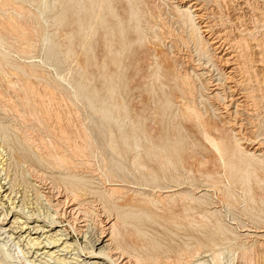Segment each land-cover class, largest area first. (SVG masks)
I'll list each match as a JSON object with an SVG mask.
<instances>
[{"label":"rangeland","instance_id":"obj_1","mask_svg":"<svg viewBox=\"0 0 264 264\" xmlns=\"http://www.w3.org/2000/svg\"><path fill=\"white\" fill-rule=\"evenodd\" d=\"M25 1L0 0V53L3 55L0 54V182L4 181L2 184L8 183L12 190L15 189L12 194L17 208L20 205V209L25 212L57 217V225L64 224L72 237L71 241L81 247L86 244L84 240L95 242L98 237L101 238L102 233H108L109 237L111 230L115 231L110 244L118 245L119 250L114 249L111 254L110 260L113 263L109 260L106 264H264V0H199L204 6V20L210 21L213 28L216 26L214 29L217 34L221 31L220 34L225 35V47L237 43L236 49H229L230 53L236 50L235 53L239 55L241 52L240 62L246 63V67L245 64L241 66L245 67L248 75L245 69L241 75H237L239 83L243 81L241 84L244 86L240 84L242 90L239 91L244 90L246 94L252 89L256 94L251 91V94L247 93V102L250 103L246 102L245 107L236 104L229 107L230 121H233L234 127L238 126L235 128L238 129V137L234 134L236 130H231L228 118H223V122L216 121L217 125L225 129L229 155H232L236 147L235 139L239 138L243 148L259 157L258 162L248 158L247 154L234 152L237 156L233 160L234 168L225 167L218 160L198 124L183 118L181 108L176 109V105L167 106L159 99L165 98L169 90L176 89L179 94L178 87L185 85L181 81L190 79L189 85L195 84L196 89L194 94H188L189 101L206 111V117L219 112L214 107L223 106L221 100H210L207 97V92H211V89H207V78L210 76L207 77V73L214 72L217 78V71H209L202 77L192 72V67L196 69L200 63L207 61L206 55L202 54L205 46L195 43L194 31L181 27L175 21L178 15L172 0H169L170 3L168 0H131L138 13L135 17L130 15L128 0H122L123 4L120 0H114L115 12L119 14L123 28L131 33L127 41L133 42L136 39V17L142 29L140 33H145L142 36L146 38L141 45L136 43L134 47L127 46L116 62L117 67L110 54L111 50L105 45L104 30L91 18L88 4L81 14L80 24L73 14L76 0H73L75 4H70L69 0H46L48 4L43 0H27L29 3L26 1V4L23 3ZM47 6L49 11L46 10ZM40 13H45L43 16L47 18H42ZM60 13L63 16L58 25L59 20L53 18ZM109 19L115 27L114 34L119 33L120 28L116 27L118 19L115 16ZM53 21L57 24H53ZM6 28L10 31L9 35ZM17 29L23 31V35ZM70 31L74 42H70L66 34ZM94 32H97L96 36H93ZM188 32L192 34V39ZM25 33H29V36ZM47 33L48 38H45ZM241 38L246 41L243 42ZM69 42L72 46L68 45ZM238 42H241L240 45ZM115 45L122 46L120 42ZM247 49L249 51L246 52ZM49 51L53 53L50 55ZM154 55H159L158 60L167 66L169 63L171 68L168 74L164 72L166 77L163 74L159 80L153 79L156 69L153 65L156 60ZM178 61L185 65L181 66L183 73L173 68ZM105 64L109 69L104 70ZM139 64L142 69L136 72V65ZM83 68L87 73L83 72ZM111 74L119 81L114 95L111 94ZM245 76L250 77L249 82ZM25 79L29 80L28 83ZM191 80L193 82L190 84ZM177 93L174 96L176 99ZM85 95L92 99L97 108L109 109L112 107L109 105L118 102L119 111H112L108 118H102L99 112L93 110ZM251 95H255V102ZM139 118H145L143 121L145 124L147 122L152 135H162L161 138H155L157 144L163 145L166 142L169 145L168 151L176 148L172 153L173 158L182 155L186 160L185 165L177 163L176 167L169 169L171 166L160 164L154 153L148 151V142L143 139L140 141L143 146L136 149L138 138L134 136L131 124L136 121L139 124ZM111 132H114L116 148L112 144ZM136 132L140 133L139 130ZM213 134L218 136L216 131ZM257 146L258 150L255 149ZM136 153L141 154L146 169L133 164ZM240 155L247 157L255 167L247 168L240 160ZM64 156L70 163H65L67 160H64ZM151 156L153 161L149 160ZM174 161L177 162L176 159ZM112 188L118 192L114 196L103 197ZM172 188L177 189L173 194L172 191L164 192ZM74 193L78 195L74 196ZM71 203L74 204L70 206ZM75 207L72 211L71 208ZM114 208L129 214L118 216L119 211L116 212ZM20 215L24 220V215ZM37 220L31 219V225L43 224ZM112 224L116 226L111 228ZM117 230L122 236H118ZM0 237V243L6 244V251L14 253V256L22 248L25 249L24 241L15 244L18 238L13 241L9 236ZM77 255H81V259H94L86 258L76 248L67 257L72 259L74 256L75 261Z\"/></svg>","mask_w":264,"mask_h":264},{"label":"bare ground","instance_id":"obj_2","mask_svg":"<svg viewBox=\"0 0 264 264\" xmlns=\"http://www.w3.org/2000/svg\"><path fill=\"white\" fill-rule=\"evenodd\" d=\"M7 1H10V0H7ZM16 1H18V0H16ZM27 1V0H26ZM26 1L25 2H23V3H25L26 4ZM43 1H45L46 3H47V1L46 0H43ZM43 1H42V3H43ZM59 1V0H58ZM116 1V0H115ZM120 1H122V0H120ZM125 1V0H124ZM171 1V0H170ZM170 1L168 0V2L170 3ZM21 2H22V0H21ZM44 2V3H45ZM69 2H70V4L72 3V2H74V4H75V1H73V0H69ZM138 2V1H137ZM5 4H6V2H4ZM13 3V2H12ZM20 3V2H19ZM19 3H17V4H19ZM23 3H21V4H23ZM27 3H29L28 1H27ZM42 3H40V4H42ZM43 3V4H44ZM57 3V2H56ZM127 3H129V7H130V15H131V17H135L138 13H137V11L136 10H134V7H136V6H134L133 7V1H131V0H128L127 1ZM135 3H136V1H135ZM139 3H141L140 1H139ZM172 5H174V9H175V12L177 13V20L175 19V21H178L180 24H181V27H187V28H190L191 30H192V32H193V35H194V33L196 34V40H197V42H195L196 44H198V45H201V44H204V46H205V50L203 49L202 50V54L203 55H206V57H207V61L205 62V63H200L199 64V67L198 66H196V69H195V67H192V72L196 75V76H199V77H202V76H204L207 72H209L210 71V73H211V71H213V70H215V71H217V75H218V77L217 78H215V76L213 75V73L212 74H208L207 73V77H208V75H210L208 78H207V89H208V91H209V89H211L210 91L211 92H207V97L211 100V98H216V99H219V100H221V108H219V106L218 107H214L216 110H218L219 112H215V113H213L212 114V116L211 117H206V111H203V110H201L200 108H198V107H196L194 104H191L190 103V101H189V96L190 95H192V94H194V90L196 89V86L194 87V85H193V83L191 84V82H193L192 80L190 81V84L191 85H193V86H191V85H189V80L190 79H188V81L186 82L185 80L184 81H181V82H183L185 85H183V83H182V85L183 86H185V87H183V86H179L178 88H179V90H178V92H179V94L175 91V90H169V92H166V97L165 98H162V97H159V99L161 100V101H164L166 104H167V106L168 105H172V106H177V108L176 109H178V108H181L182 110L181 111H183L182 112V116H183V118L184 117H186V120H190V121H194V123H197L198 124V126H199V130H200V132L202 133V135L205 137L204 139H206L208 142H209V146H211L212 148H213V150L216 152V154H217V157L219 158L218 160H220L222 163H223V165L225 166V167H230V168H234L235 167V164H234V159L237 157L235 154H234V152H236V153H240V154H247V155H249L248 156V158H251L252 160H256V161H258L259 162V157L257 156V155H254V152H252V151H250V150H246L245 148H243L242 147V145H241V143L239 142V138H236L235 140H236V147H235V149L233 150L234 152L232 153V155H229V153H228V145L225 143V140H226V138H227V136L225 135V133H224V130H223V126L222 125H217L216 124V121H219V122H223V118H228L229 120V123L231 124V130L233 131L235 128H237V127H234V125H233V121L231 122L230 121V117L231 116H229L230 114H231V112H229V109L231 108V106L232 105H234V104H236V105H238V106H244L245 104H246V102H247V97H248V92L250 93V91L252 90H250L249 88L250 87H247L250 91H248L246 88H244V89H246L248 92H246V94L245 93H243L244 92V90L241 92V91H239V90H242V89H240L239 88V85L243 82L242 81V79H239V80H241L242 82L241 83H239V81H238V78H237V75H241L243 72H244V70L243 69H245V67H246V63H243L242 62V64H245L244 66V68H242V64H241V62H240V56H241V52L239 53V55H238V53H235L236 52V50H233L231 53H230V48L232 47L233 49L235 48L236 49V42H235V45H233V43L231 44V46H229L228 48L227 47H225V41L227 40L226 39V37H224V36H222V34L223 33H221L220 34V32H219V34H217L216 32H215V27L213 28V25L211 24V22L209 23L208 22V20L207 21H205L204 20V18H205V16H204V11L202 12V7H204L203 6V4H201L200 2H199V0H176V1H174V0H172ZM216 3V2H215ZM9 4H11V3H9ZM16 4V5H17ZM31 4V3H30ZM29 4V5H30ZM48 4V3H47ZM70 4L68 5V6H70ZM87 4H88V6H89V9H90V16H91V18H93L94 19V21L96 22V23H99V25H101V27L103 28V36L105 37V45L108 47V49L109 50H111V52H110V54L114 57V65L117 67L118 66V63H116L119 59H120V55H121V53H122V51L124 52L125 51V49H126V47L127 46H129V47H134L135 46V44L136 43H138V45H141V43L142 42H144V39L146 40V38H144L143 39V34H145V33H143V34H141L140 33V31L142 30L141 29V26H140V22H139V19L136 17V18H134L135 19V21H136V24H135V33H136V39H135V41H133V42H131V41H127L128 40V38H129V36H130V32H128V31H126V29H124L123 28V26H124V24H123V22L121 21V20H119V14H117L116 12H115V8H116V6H115V4H114V0H76V4L74 5V7H73V9H75L74 10V12H73V14H75L76 16H77V19H76V21L77 22H79L80 24H81V14L87 9ZM122 4H123V1H122ZM219 4V3H218ZM12 5V4H11ZM20 5V4H19ZM18 5V6H19ZM34 5V4H33ZM62 5V4H61ZM67 5V4H66ZM136 5V4H135ZM170 5V4H169ZM171 5V6H172ZM39 6H41V5H39ZM45 6H46V4H45ZM123 6V5H122ZM127 6V5H126ZM125 6V7H126ZM139 6V5H138ZM209 6H211V5H209ZM11 7V6H10ZM24 7H25V5H24ZM32 7V6H31ZM206 7H207V5H206ZM19 8H20V6H19ZM118 8H119V6H118ZM172 8V9H173ZM212 8V7H211ZM12 9V8H11ZM23 9V8H22ZM39 9H41V8H39ZM44 9H45V7H44ZM61 9H62V7H61ZM122 9V8H121ZM126 9V8H125ZM16 10V9H15ZM31 10V9H30ZM46 10H48L49 11V9H48V6H47V8H46ZM64 10V9H63ZM123 10V9H122ZM129 10V9H128ZM218 10V9H217ZM37 11V10H36ZM44 11V10H43ZM208 11V10H207ZM211 11V10H210ZM27 12V11H26ZM31 12V11H30ZM29 12V13H30ZM120 12H121V10H120ZM174 12V13H175ZM23 13V12H22ZM28 13V12H27ZM46 13H47V11H46ZM123 13V12H122ZM32 14V13H31ZM41 14V13H40ZM45 13H42L41 14V17L42 18H44L45 16H43ZM64 14V13H63ZM66 14V13H65ZM26 15V14H25ZM206 15V14H205ZM209 15V14H208ZM223 15V14H222ZM63 16V15H62ZM62 16H61V13L60 14H58V15H55L54 16V18L53 19H57V20H59V19H61L62 18ZM110 16H115L117 19H118V21H119V23H117V25H116V27H118V28H120V30L118 31L119 33H115L114 34V29L113 28H115L112 24H111V21H110V19H109V17ZM228 16V15H227ZM50 17V16H49ZM16 18V17H15ZM47 17H45V19H46ZM164 18V17H163ZM9 19V18H8ZM7 19V20H8ZM13 19V18H12ZM44 19V20H45ZM65 19H67V18H65ZM159 19V18H158ZM209 19V18H208ZM219 19V18H218ZM14 20V19H13ZM19 19H17V21H18ZM21 20V19H20ZM42 20V19H41ZM49 20H51V19H49ZM56 20V21H57ZM62 20V19H61ZM61 20H59V21H57V23L58 22H61ZM11 21V20H10ZM17 21H15V24H17V25H19L18 24V22ZM24 21V20H23ZM47 21V20H46ZM56 21H53V22H55V23H53V24H57L56 23ZM6 22V21H5ZM17 22V23H16ZM33 22V21H32ZM49 22V21H48ZM65 22V21H64ZM64 22H63V24H64ZM221 22V21H220ZM21 23H22V20H21ZM24 23H26V22H24ZM91 23V22H90ZM93 23V22H92ZM213 23V22H212ZM230 23H231V21H230ZM3 24H5V23H3ZM9 25L11 24V22L10 23H8ZM13 24H14V22H13ZM12 24V25H13ZM47 24V23H46ZM63 24H62V26H63ZM131 24V23H130ZM171 24V23H170ZM180 24H179V26H180ZM221 24V23H220ZM2 25V24H1ZM21 25V24H20ZM58 25H59V23H58ZM113 27H112V26ZM231 25V24H230ZM16 26V25H15ZM15 26H13V27H15ZM24 25L22 24V27H23ZM65 26V25H64ZM63 26V27H64ZM90 26H91V24H90ZM89 26V27H90ZM174 26V25H173ZM235 26V25H234ZM1 27V26H0ZM4 27H6V25L4 26ZM21 27V26H20ZM95 27V26H94ZM170 27V26H169ZM239 27V26H238ZM9 28V27H8ZM11 28H12V26H11ZM15 28H18V26L17 27H15ZM69 28V27H68ZM93 28V27H92ZM174 28V27H173ZM224 28V27H223ZM236 28V27H235ZM1 29V28H0ZM5 29V28H4ZM20 30L22 29V28H19ZM26 29V28H25ZM66 29V28H65ZM182 29V28H181ZM186 28H184V30H185ZM189 29V30H190ZM12 30V29H11ZM18 30V29H17ZM24 30V29H23ZM93 30V29H92ZM175 30V29H174ZM190 30V31H191ZM247 30H248V28H247ZM1 31V30H0ZM6 31H7V35H9V32L10 31H8L7 30V28H6ZM19 31V30H18ZM65 31V30H64ZM69 31V30H68ZM181 31V30H180ZM183 31V30H182ZM181 31V32H182ZM186 31V30H185ZM251 31V30H250ZM2 32H3V30H2ZM5 32V31H4ZM19 32H21V31H19ZM28 32V31H27ZM170 32V31H169ZM184 32V31H183ZM253 32V31H252ZM17 33V32H16ZM15 33V34H16ZM22 33H24L23 31L21 32V33H19V34H22ZM187 33V32H186ZM189 33V32H188ZM1 34V33H0ZM5 34V33H4ZM11 34V33H10ZM12 34H13V31H12ZM18 34V33H17ZM26 35H28L27 33H25ZM67 34V36H68V39L70 40V42H72L73 41V36H72V33H71V31L68 33H66ZM170 34V33H169ZM182 34V33H181ZM23 35V34H22ZM49 34L47 33V35L45 36V38L48 36ZM65 35V34H64ZM97 35V32H94L93 33V36H96ZM174 35V34H173ZM173 35H170V36H173ZM189 35H191V39H192V34L191 33H189ZM3 36V35H2ZM25 36V35H24ZM29 36V35H28ZM31 36V35H30ZM146 36V35H145ZM184 36H185V34H184ZM183 36V37H184ZM233 36V35H232ZM236 36V35H235ZM244 36V35H243ZM15 37H17V35L15 36ZM23 37V36H22ZM224 37V38H223ZM248 37V36H247ZM26 38V37H25ZM28 38V37H27ZM27 38H26V40H27ZM44 38V39H45ZM48 38V37H47ZM163 38H165V37H163ZM245 38V37H244ZM17 39V38H16ZM30 39V38H29ZM72 39V40H71ZM142 39H143V41H142ZM166 39V38H165ZM173 39V38H172ZM194 39V38H193ZM238 39H239V37H238ZM242 39V38H241ZM34 40V39H33ZM47 40V39H46ZM243 40V39H242ZM242 40H241V42H242ZM1 41H2V39H1ZM20 41H21V39H20ZM27 41H29V40H27ZM31 41V40H30ZM193 41V40H192ZM237 41V40H236ZM246 41V40H245ZM244 40H243V42H245ZM50 42V41H49ZM70 42L68 43V45H70ZM74 42V41H73ZM94 42V41H93ZM117 42H120L121 44H122V46H116L115 44L117 43ZM164 42V41H163ZM174 42H175V40H174ZM230 42H232V41H230ZM240 42V43H241ZM242 42V43H243ZM23 43V42H22ZM28 43V42H27ZM239 43V42H238ZM240 43H239V45H240ZM33 44V43H32ZM67 44V43H66ZM75 44V43H74ZM73 44V45H74ZM174 44V43H173ZM230 43H228V45H229ZM245 44H247V43H245ZM244 44V45H245ZM53 45V44H52ZM143 45V44H142ZM189 45V44H188ZM1 46H3L2 44H1ZM29 46V45H28ZM70 46H72V45H70ZM175 46H177L176 44H175ZM202 46V45H201ZM247 46V45H246ZM249 46V45H248ZM26 47V46H25ZM32 47V46H31ZM67 47H69V46H67ZM66 47V48H67ZM75 47V46H74ZM83 47V46H82ZM138 47V46H137ZM200 47V46H199ZM237 47H240V46H237ZM241 47H243V46H241ZM30 48V47H29ZM71 48H73V47H71ZM187 48V47H186ZM190 48V47H189ZM231 48V49H232ZM245 48V47H244ZM246 48H248V47H246ZM22 49H24V48H22ZM26 49V48H25ZM75 49V48H74ZM156 49V48H155ZM180 49V48H179ZM201 49V48H200ZM238 49H240V50H242L241 48H238ZM73 49H71L70 51H72ZM113 50V51H112ZM168 50V49H167ZM176 50V49H175ZM23 51V50H22ZM48 51V50H47ZM75 51H76V49H75ZM155 50L153 49V52H154ZM161 51H162V49H161ZM173 51V50H172ZM188 51H189V49H188ZM201 51V50H200ZM246 52L247 51H249L248 49L247 50H245ZM244 51V52H245ZM164 52H166V51H164ZM191 52V51H190ZM25 53V52H24ZM53 53V52H52ZM51 53V54H52ZM72 53H73V51H72ZM72 53H70V56L72 55ZM75 53V52H74ZM155 53V52H154ZM153 53V54H154ZM161 53V52H160ZM250 53V52H249ZM1 55H2V53H0ZM49 54H50V51H49ZM49 54H47L48 56H49ZM50 54V55H51ZM163 54V53H162ZM251 54H252V52H251ZM260 55V54H259ZM3 56V55H2ZM53 56V55H52ZM74 57H75V55H73ZM155 56V55H154ZM167 56V55H166ZM175 56V55H174ZM192 56V55H191ZM244 56H245V54H244ZM243 56V57H244ZM246 56H248V55H246ZM245 56V57H246ZM51 57V56H50ZM72 57V56H71ZM99 57H100V55H99ZM141 57V56H140ZM156 57V60L154 61V63H153V65H155L156 66V69H155V71H154V77H153V79H156V80H159V79H161L162 77H163V74H164V76L166 77V74L164 73V72H167V74L169 73V71H170V67H169V63H168V66L167 65H164L161 61H159L158 60V57H159V55H157V56H155ZM172 57H173V55H172ZM242 57V58H243ZM102 58V57H101ZM163 58V57H162ZM181 58V57H180ZM100 59V58H99ZM150 59V58H149ZM175 59H177V58H175ZM2 60H5L4 59V57H2ZM143 60V59H142ZM141 60V61H142ZM150 60H152V58L150 59ZM164 60V59H163ZM191 60V59H190ZM190 60H188V63H189V61ZM244 59H242V61H243ZM249 60V59H248ZM140 61V60H139ZM169 61V60H168ZM168 61H166V62H168ZM175 61V60H174ZM183 61V60H182ZM185 61V60H184ZM258 61V60H257ZM143 62V61H142ZM170 62V61H169ZM245 62V61H244ZM255 62V61H254ZM261 62V61H260ZM78 63V62H77ZM140 63V62H139ZM149 63V62H148ZM147 63V64H148ZM192 63V62H191ZM259 63V62H258ZM1 64V63H0ZM82 64V63H81ZM152 64V63H151ZM190 64V63H189ZM189 64H187V65H189ZM210 64V65H209ZM251 64V63H250ZM170 65H172L171 63H170ZM175 66L173 67L174 69H177V71H180L181 70V66L182 67H184L185 65H184V63L183 62H179L178 61V63H176V64H174ZM209 65V66H208ZM252 65H253V63H252ZM83 66H84V64H83ZM137 66V68H136V72H139V71H141V69H142V65L141 64H139V65H136ZM154 66V67H155ZM114 67V66H113ZM198 67V68H197ZM210 67H212V70L210 69ZM255 67V66H254ZM79 68L80 69H82L81 68V66H79ZM103 68H104V70L105 69H109V66L108 65H104L103 66ZM189 68V66L188 67H186L184 70H185V72H184V75H186V73H187V69ZM154 68H152V70H153ZM19 70V69H18ZM31 70V69H30ZM205 70H207V71H205ZM249 70V69H248ZM33 71V70H32ZM37 71V70H36ZM145 71V70H144ZM182 71V70H181ZM16 72V71H15ZM83 72H85V73H87V70L86 69H84L83 68ZM135 72V73H136ZM246 72H248V71H246V69H245V73ZM19 73V72H18ZM24 73V72H23ZM133 73V72H132ZM143 73H145V72H143ZM182 73H183V71H182ZM20 74H21V72H20ZM142 74V73H141ZM247 75H248V73H246ZM245 74V75H246ZM140 75V74H139ZM144 75V74H143ZM171 75V74H170ZM188 75V74H187ZM246 75V76H247ZM102 76V75H101ZM138 76V75H137ZM136 76V77H137ZM147 76V75H146ZM168 76V75H167ZM173 76V75H172ZM244 76V75H243ZM242 76V77H243ZM246 76H245V78H246ZM139 77V76H138ZM171 77V76H170ZM241 77V76H240ZM110 78H111V80H110V85H111V90H112V92H111V94L112 95H114L115 94V92H116V89L119 87V81H118V79H116V78H114L113 76H112V74L110 75ZM144 78V77H143ZM176 78H178L177 76H176ZM180 78V77H179ZM187 78H189V77H187ZM205 78V77H204ZM248 78H250L249 76H248ZM248 78H246V79H248ZM256 78H257V76H256ZM115 79V80H114ZM171 79V78H170ZM246 79H244V81H246V83H247V80ZM24 80V79H23ZM26 81H27V83H28V81L29 80H27V79H25ZM142 80V79H141ZM146 80V79H145ZM180 80H182V79H180ZM256 80V79H255ZM258 80V79H257ZM26 81H24V82H26ZM248 82H249V79H248ZM27 83H25L24 85L26 86V84ZM245 83V82H244ZM210 86H212L211 88L209 87V85ZM250 84V83H249ZM253 84V83H252ZM31 85V84H30ZM108 85V84H107ZM180 85V84H179ZM242 85V84H241ZM206 86V85H205ZM205 86H204V88H205ZM243 86V85H242ZM247 86H249V85H247ZM28 87H29V85H28ZM192 87V88H191ZM244 87V86H243ZM246 87V86H245ZM252 87V86H251ZM254 87V86H253ZM30 88V87H29ZM171 88V87H170ZM78 89V88H77ZM29 89H27V91H28ZM34 90V89H33ZM107 90H109V87H108V89ZM78 91V90H77ZM204 91V90H203ZM29 92H31V90H29ZM109 92V91H108ZM150 92V91H149ZM251 92H253V91H251ZM34 93H35V91H34ZM77 93V92H76ZM110 93V92H109ZM108 93V94H109ZM148 93V92H147ZM178 94V98L176 99V97H174L175 96V94ZM205 93V92H204ZM236 93L237 94H239L240 93V95H236ZM254 94H255V91L253 92ZM31 94V93H30ZM74 94V93H73ZM151 94V93H150ZM152 94H153V92H152ZM152 94H151V96H152ZM188 94H189V96H188ZM198 94V93H197ZM251 94V93H250ZM147 95V94H146ZM154 95V94H153ZM236 95V96H235ZM256 95V94H255ZM255 95L253 96V95H251L252 97H254V98H252L251 96H249V97H251L252 99H254V102L257 100L256 99V97H255ZM263 95V94H262ZM156 96V95H155ZM33 97V96H32ZM85 97H86V99H87V101H88V103L91 105V107L93 108V110L95 111V112H99L100 113V115H101V117L102 118H108L109 117V114L110 113H112V111H119V103L118 102H115V103H113V104H111V105H109V106H112L111 108H109V109H107V108H104V107H101V108H97V107H94V105H93V102H92V99H90L88 96H86L85 95ZM112 97H114V96H112ZM198 97V96H197ZM27 98V97H26ZM213 99V100H214ZM256 99V100H255ZM179 100V101H178ZM251 100V99H250ZM181 101V102H180ZM208 101V100H207ZM252 101V100H251ZM261 101V100H260ZM35 102V101H34ZM211 102V101H210ZM248 103V102H247ZM250 103V102H249ZM248 103V104H249ZM252 103V102H251ZM257 103V102H256ZM215 104V103H214ZM219 104V103H218ZM252 104H254V103H252ZM247 105V104H246ZM255 105V104H254ZM136 106V105H135ZM238 106H237V108H238ZM230 107V108H229ZM233 107V106H232ZM245 107V106H244ZM40 108V107H39ZM154 108V107H153ZM156 108V107H155ZM222 108L224 109L223 111H220V110H222ZM122 109H125V107H122ZM244 109V108H243ZM23 111V110H22ZM260 111V110H259ZM158 112V111H157ZM40 113V112H39ZM154 113V112H153ZM184 113V114H183ZM233 113H234V111H233ZM158 114V113H157ZM255 114V113H254ZM185 115V116H184ZM258 115V114H257ZM141 116V115H140ZM181 116V115H180ZM182 116H181V118H182ZM209 116V115H208ZM238 117V116H237ZM250 117V116H249ZM158 118V117H157ZM183 118H182V120H183ZM145 119V118H144ZM143 119V120H144ZM180 119V118H179ZM253 119V118H252ZM143 120H141L140 118L138 119V121H139V124L137 123V121L136 122H133L132 124H131V127H132V129L134 130V136H136L137 138H138V140H137V142L135 143V147H136V149H138V148H140V147H142L143 146V144H140V141L143 139L144 141H146V142H148V147H147V149H148V151L149 152H153L154 153V156L156 157V160H158L159 161V163L160 164H162V165H168V166H171V168H169V169H173L172 167H176V165H177V163H181V164H183V165H185V159L182 157V155H179V156H177V158H173V151H175L176 150V148H173V149H171L170 151H168V144L166 143V142H163V145H161V144H157V142L155 141L156 139L155 138H161L162 137V135H160V134H154V135H152V132H150L149 131V127H148V125H146L147 124V122H146V124L144 123V121ZM159 120V119H158ZM225 120V119H224ZM240 120V119H239ZM249 120V119H248ZM247 120V121H248ZM153 121V120H152ZM244 121V120H243ZM243 121H241L242 123H243ZM254 121V120H253ZM154 122V121H153ZM157 122V121H156ZM183 122V121H182ZM159 122H157V124H158ZM236 123H237V121H236ZM239 123V122H238ZM237 123V124H238ZM246 123V122H245ZM255 123V122H254ZM137 124L139 125V126H137ZM181 124V123H180ZM247 124V123H246ZM252 124V123H251ZM226 125H229V124H227V122H226ZM172 126V125H171ZM230 126V125H229ZM152 127V126H151ZM155 128V127H154ZM154 128H153V130H154ZM226 128V127H225ZM161 129V128H160ZM172 129V128H171ZM170 129V130H171ZM253 129V128H252ZM136 130L138 131H140V133L138 134L137 132H136ZM229 130V129H228ZM236 130V129H235ZM155 131H156V129H155ZM175 131V130H174ZM213 131H216V132H218V136H216V135H214L213 134ZM226 133H227V131H225ZM233 133V132H232ZM236 136L239 134L238 133V129L236 130V132L234 133ZM252 134V133H251ZM111 135H112V137H113V140H112V144H113V146L116 148V141L114 140V132H111ZM175 135V134H174ZM182 135V134H181ZM228 135V134H227ZM235 136V137H236ZM172 137H173V135H172ZM238 137V136H237ZM176 138V137H175ZM205 140V141H206ZM252 140V139H251ZM167 141H169V139L167 140ZM7 143V142H6ZM118 144V143H117ZM127 144V143H126ZM3 145V144H2ZM244 145V144H243ZM258 148H259V146H257V147H255V149H257L258 150ZM99 149V148H98ZM187 150H189V149H187ZM209 150V149H208ZM61 151V150H60ZM190 151V150H189ZM260 151V150H259ZM186 153V152H185ZM197 153H199V152H197ZM1 154V153H0ZM214 154V153H213ZM82 155V154H81ZM201 155V154H200ZM61 156V155H60ZM150 156V155H149ZM70 157V156H69ZM235 157V158H234ZM0 158H2L1 156H0ZM59 158H61V157H59ZM95 158V157H94ZM186 158V157H185ZM239 158V157H238ZM247 157H244L243 155L241 156L240 155V160L241 161H243L245 164H246V167L247 168H250V167H255L250 161H249V159H248ZM174 159H176L177 160V162H175L174 161ZM63 160V159H62ZM64 160L66 161L65 163H70L69 161H68V159H66L65 158V156H64ZM150 161H153L154 159H153V157L151 156L150 157V159H149ZM3 161V160H2ZM188 161H189V159H188ZM201 161V160H200ZM63 162V161H62ZM132 162H133V164H136V165H140L141 167H144L145 169L147 168V166H146V162L142 159V157H141V154H135L134 156H133V160H132ZM192 162V161H191ZM202 162V161H201ZM2 163V162H1ZM5 163V162H4ZM189 163V162H188ZM203 163V162H202ZM243 164V163H242ZM222 165V164H221ZM1 167V166H0ZM164 167V166H163ZM166 167V166H165ZM1 169V168H0ZM166 169H168L167 167H166ZM5 170V169H4ZM232 170V169H231ZM9 171V170H8ZM227 171V170H226ZM228 171H229V169H228ZM6 174V173H5ZM10 174V173H9ZM8 174V175H9ZM6 177V176H5ZM115 177V176H114ZM0 180H1V178H0ZM10 180V179H9ZM228 180V179H227ZM19 181V180H18ZM119 181V180H118ZM121 181V180H120ZM4 182V181H3ZM2 182V183H3ZM73 182V181H72ZM76 182V181H75ZM122 182V181H121ZM1 182H0V236H3V235H5V237H11L12 238V240L14 241V240H16L17 238H18V240L17 241H15V244H18V243H20V241L22 240V241H24V248L26 249H24L23 250V248L21 249V251H20V253L17 255V256H14V253H11V252H8V251H6V249H5V246H6V244H2V243H0V264H14V263H17V264H106L107 262H110L111 260V257H112V252H114L113 250L115 249V251L116 250H119V247H118V245L117 246H111V244H110V242L112 241V236H113V234L115 233V231H112L111 230V235L109 236V237H107L108 236V233L107 234H104V233H102V235H100L101 236V238L99 239V237L95 240V242L94 241H92L91 239H89V240H84L85 242H86V246L84 245V246H80L79 244L77 245H75V241L74 242H72L71 241V239H72V237L69 235L70 233L69 232H67L66 231V227H64V224H59V225H57V223H58V220H57V217H55V216H52V217H49L48 215H45L44 214V216H39V215H36V212H34L35 214H33V211H32V213L30 212H28V211H24V210H21L22 208L20 207V205H19V209L17 208L18 206L17 205H15V200H14V195L12 194L13 193V191L15 190V189H11V186H8L7 184L6 185H4V184H2ZM69 183H71V182H69ZM68 183V184H69ZM78 183V182H77ZM9 184H10V182H9ZM12 184V183H11ZM68 184H67V186H68ZM116 184V183H115ZM79 185H81V184H79ZM109 185V184H108ZM130 185V184H129ZM6 186H8V187H6ZM15 186V185H14ZM76 186V185H75ZM82 186V185H81ZM18 187V186H17ZM73 187V186H72ZM72 187H71V189H72ZM77 187V186H76ZM76 187H74L75 189H76ZM77 188H79V187H77ZM82 188V187H81ZM177 188V187H176ZM210 188V187H209ZM213 188H216V187H213ZM219 189V188H218ZM74 190V189H73ZM175 190H177V189H169V190H164V192H167V191H172V194H173V192L175 191ZM208 190H210V189H208ZM212 190H214V189H212ZM76 191H78V190H76ZM158 191V190H157ZM161 191V190H160ZM118 191L116 190V189H113L112 188V190L111 191H106L105 193L106 194H104V196L103 197H111V196H114L116 193H117ZM64 193H65V191H64ZM69 193H70V191H69ZM84 193V192H83ZM121 193V192H120ZM163 193V192H162ZM161 193V194H162ZM178 193H180V192H178ZM251 193V192H250ZM16 194V193H15ZM41 194V193H40ZM75 194L76 193H74V196H75ZM171 194V195H172ZM175 194V193H174ZM182 194V193H181ZM181 194H179V195H181ZM76 195H78V194H76ZM163 195V194H162ZM168 195V194H167ZM170 195V194H169ZM168 195V196H169ZM170 195V196H171ZM220 195V194H219ZM22 196V195H21ZM26 196V195H25ZM40 196V195H39ZM91 196V195H90ZM121 195H119V197H120ZM173 196V195H172ZM176 196V195H175ZM250 196H251V194H250ZM18 197V196H17ZM76 197H78V196H76ZM106 197V198H107ZM118 197V198H119ZM120 198H122V196L120 197ZM176 198V197H175ZM175 198H173V199H175ZM186 198H188V196L186 197ZM220 198V197H219ZM25 199V198H24ZM29 199V198H28ZM73 199H75V198H73ZM112 199H114V198H112ZM117 199V198H116ZM131 199V198H130ZM172 198H170V200H171ZM78 200V199H77ZM118 200L119 199H117L116 201L118 202ZM17 201V200H16ZM21 201H23V199L21 200ZM60 201V200H59ZM114 201V200H113ZM174 201H176V200H174ZM18 202V201H17ZM29 202V201H28ZM51 202V201H50ZM66 202V201H65ZM70 202V201H69ZM89 202V201H88ZM6 203H8V205H5ZM24 203V202H23ZM31 204V203H30ZM32 204H33V202H32ZM64 204V203H63ZM74 203H71V205L70 206H72ZM110 204H112V203H110ZM22 205V204H21ZM67 205V204H66ZM113 205V204H112ZM7 206V207H6ZM34 206V205H33ZM33 206H32V208H33ZM6 207V208H5ZM23 207V209H24V205L22 206ZM56 207V206H55ZM74 207V206H73ZM115 207V206H114ZM7 208H9V209H7ZM21 208V209H20ZM74 209H76V207L75 208H71V210L73 211ZM25 210H28V209H25ZM37 210V209H36ZM35 210V211H36ZM56 210V209H55ZM69 210V209H68ZM85 210V209H84ZM108 210V209H107ZM114 210L116 211V210H118L117 208H114ZM25 213H24V212ZM30 211V210H29ZM81 211V210H80ZM119 211V210H118ZM123 211V210H122ZM79 212V211H78ZM117 212V211H116ZM126 212V211H125ZM120 212L119 211V213L117 214L118 216H121V215H124V214H129L128 212ZM22 214V215H24V220L23 219H21L20 217H21V215L20 214ZM48 213V212H47ZM54 213H56V212H54ZM85 214V213H84ZM54 215H58V214H54ZM78 215V214H77ZM13 217V218H12ZM23 217V216H22ZM13 220H12V219ZM36 218H38V220L37 221H40V222H42L43 224H39L38 225V223L36 224V225H31V222H33V221H31V219H36ZM117 218V217H116ZM12 221H11V220ZM122 219V218H121ZM88 221V220H87ZM121 221V220H120ZM85 224V223H84ZM122 224V223H121ZM115 226H116V224H114ZM115 226H113V224L111 225V228H114ZM122 226H123V224H122ZM124 227V226H123ZM110 228V227H109ZM110 228V229H111ZM254 228V227H253ZM109 229V230H110ZM116 229V228H115ZM117 229H118V227H117ZM261 229V228H260ZM114 230V229H113ZM244 230V229H243ZM242 230V231H243ZM246 230H251V228L250 229H246ZM254 230V229H253ZM118 231V230H117ZM116 231V232H117ZM257 231V230H256ZM122 232V231H121ZM126 232V231H125ZM142 233V232H141ZM262 235H264V234H262ZM118 236H122V235H120V233H119V231H118ZM263 237V236H262ZM123 238V237H122ZM0 239H1V237H0ZM263 239V238H262ZM94 240V239H93ZM104 241V243L102 244V242ZM120 243V242H119ZM102 244V245H101ZM262 244V243H261ZM115 245V244H114ZM20 248V247H19ZM75 248L78 250V252H81L82 254H84V255H86L85 257L86 258H94L93 260H88V259H85V258H83V259H81V258H79V257H81V255H77V257H76V260L74 261L73 260V258H74V256H72L73 258L71 259H68V257H67V254H69V253H71L73 250H75ZM188 249V248H187ZM195 249V248H194ZM200 250V249H199ZM75 253V255H76V252H73L72 254H74ZM184 253V252H183ZM189 253V252H188ZM194 253V252H193ZM193 253L192 254H190V255H193ZM246 253V252H245ZM185 255H188V254H186L185 253ZM219 256V255H218ZM218 256H216V258L218 257ZM32 257H34L33 259H32ZM118 257V256H117ZM131 257V256H130ZM38 258H40V259H38ZM126 258V257H125ZM185 258V257H184ZM187 258H188V256H187ZM216 258L214 259V260H216ZM75 259V258H74ZM98 259H104V260H102V261H99ZM121 259V258H120ZM37 260H38V262H37ZM44 260V261H43ZM73 260V261H72ZM108 260V261H107ZM110 260V261H109ZM128 260H130V259H128ZM158 260V259H157ZM189 260V259H188ZM139 261V260H138ZM191 261V260H190ZM249 261V260H248ZM112 262V261H111ZM158 262V261H157ZM113 263V262H112ZM116 263V262H115ZM127 263V262H126ZM129 263V262H128ZM117 264V263H116ZM137 264H139V263H137ZM189 264H191V262L189 263ZM252 264V263H251Z\"/></svg>","mask_w":264,"mask_h":264}]
</instances>
